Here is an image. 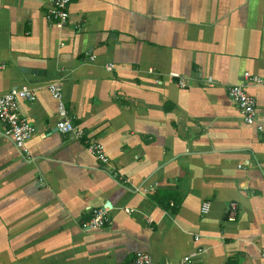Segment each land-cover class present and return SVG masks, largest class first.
<instances>
[{
    "label": "crops",
    "instance_id": "obj_1",
    "mask_svg": "<svg viewBox=\"0 0 264 264\" xmlns=\"http://www.w3.org/2000/svg\"><path fill=\"white\" fill-rule=\"evenodd\" d=\"M53 2L0 0V94L36 95L27 155L0 126V264H264V90L254 125L229 97L264 76V0H72L63 28ZM52 83L82 138L57 131Z\"/></svg>",
    "mask_w": 264,
    "mask_h": 264
},
{
    "label": "built area",
    "instance_id": "obj_2",
    "mask_svg": "<svg viewBox=\"0 0 264 264\" xmlns=\"http://www.w3.org/2000/svg\"><path fill=\"white\" fill-rule=\"evenodd\" d=\"M72 0H54L51 8L48 11L47 19L58 28H63L69 21V5ZM87 56L91 62L96 60V55L93 52H88ZM114 64L107 65L109 71L113 70ZM5 68V63L0 54V72ZM172 77L179 79L180 87L186 86L185 80L177 73H172ZM252 83L264 90V76L252 75L249 72L244 74V79L240 84L231 85L229 88L230 100L239 107L240 113L248 125L255 124L257 114L256 99L247 91L248 84ZM48 90L58 103V122L57 128L62 134H74L78 138H82L83 130L74 126L72 120L68 116L64 102L62 87L58 83H52L48 86ZM22 100L34 102L36 95L28 86L12 88L5 94H0V126L3 128L4 134L9 137L16 147L24 154H28L27 142L36 133V128L26 119L20 117L19 103ZM263 127H259L262 130ZM89 152L102 164L109 165L110 158L107 156L105 146L101 143H92L88 147ZM211 204L206 202L202 206V213L207 214L210 211ZM235 207H233V211ZM134 210L126 209L127 213ZM233 219V216L231 217ZM151 222V220H149ZM110 223L108 216V207L103 206L92 210V218L89 223L90 230H98L104 228ZM202 251L199 250L198 254ZM190 257H186L184 261H189ZM133 264H159L156 263L153 257L144 252H140L135 257Z\"/></svg>",
    "mask_w": 264,
    "mask_h": 264
},
{
    "label": "water",
    "instance_id": "obj_3",
    "mask_svg": "<svg viewBox=\"0 0 264 264\" xmlns=\"http://www.w3.org/2000/svg\"><path fill=\"white\" fill-rule=\"evenodd\" d=\"M57 131H59L58 128H57Z\"/></svg>",
    "mask_w": 264,
    "mask_h": 264
}]
</instances>
